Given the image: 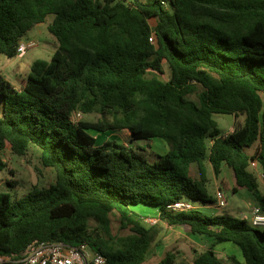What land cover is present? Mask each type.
Here are the masks:
<instances>
[{
  "label": "trees",
  "instance_id": "16d2710c",
  "mask_svg": "<svg viewBox=\"0 0 264 264\" xmlns=\"http://www.w3.org/2000/svg\"><path fill=\"white\" fill-rule=\"evenodd\" d=\"M50 15L58 42L51 60H36L21 88L0 78V150L23 156L39 148L56 180L20 199L0 192V256L52 241L88 244L106 264H144L160 229L132 209L144 204L171 227L214 238L193 264H224L216 252L223 243L242 253L229 255L231 264H264V228L168 209L182 200L216 203L208 162L220 190L250 192L264 214L250 169L258 160L264 172V0H0V55L16 57ZM164 64L169 80L160 77ZM76 112L103 120L74 122ZM215 115H233L234 131L222 133ZM113 130L171 149L151 160L143 148L100 145L91 134ZM176 259L172 249L156 264Z\"/></svg>",
  "mask_w": 264,
  "mask_h": 264
},
{
  "label": "rangeland",
  "instance_id": "374dc122",
  "mask_svg": "<svg viewBox=\"0 0 264 264\" xmlns=\"http://www.w3.org/2000/svg\"><path fill=\"white\" fill-rule=\"evenodd\" d=\"M54 16L50 15L47 21L43 24L36 25L26 36V40H34L38 43V47L28 50L25 54H18L17 58L22 56V60L18 59L22 65V72L26 71L28 65L32 61L38 59L49 60L51 55L55 52V48L48 43H53L57 48L56 38L49 32L48 25L53 21ZM154 22V21H152ZM0 58L4 60H12L4 55H0ZM164 74L160 77L164 80H169L170 70L166 64L163 67ZM12 76L17 81L14 74H10V81ZM7 82V81H6ZM14 82V81H13ZM12 82V83H13ZM9 83V82H8ZM15 85V84H14ZM264 97V96H263ZM215 119L219 124V128L224 133L231 129L228 117L226 115H215ZM82 120L87 121H100L103 117L99 113H92L83 116ZM91 134L97 139L98 144H103L108 141H115L120 144L129 145L132 148H143L146 150V154L151 160L155 159L157 155H163L167 153L171 146L162 139L152 140H131L128 130H113L106 133H99L91 131ZM249 152L253 153L254 148ZM0 159L7 164V168L0 170V192L10 193L14 199H20L28 194L34 188H48L55 183L56 172L53 168L45 167L41 162V154L39 148L32 146L26 155H17L10 148L0 150ZM207 171L210 178L208 184V190L210 197H215L217 188V181L214 175V171L211 165L207 162ZM11 170L13 173H11ZM260 183V189L264 192V178H258ZM242 194L246 198H253L251 193L243 191ZM228 206L226 208H218L214 204L204 205L202 203H194L199 210L208 216H220V215H234L240 217L243 213H250L251 208L247 199L243 198L240 194H233L231 191L227 192ZM212 205V207H208ZM132 209L143 216V223L146 227L152 226L151 222L146 218L156 219L159 218V208L152 205H135ZM116 222L117 217L113 216ZM160 229L156 232V236L152 243L151 256L144 264H156L162 259L168 250L175 249L177 259L175 264H193V258L195 251H204L205 247H209L214 242V238L204 235H189L187 231H182L183 234L177 233L175 228H171L167 223L159 221L157 223ZM220 246L219 257L224 264H231L228 261V256L235 254L242 259V253L235 244L223 243L218 244ZM221 246H225L226 250L222 251ZM228 246L237 248L236 252L230 250ZM235 250V249H234ZM227 251V252H226Z\"/></svg>",
  "mask_w": 264,
  "mask_h": 264
},
{
  "label": "built area",
  "instance_id": "2783aa9c",
  "mask_svg": "<svg viewBox=\"0 0 264 264\" xmlns=\"http://www.w3.org/2000/svg\"><path fill=\"white\" fill-rule=\"evenodd\" d=\"M166 5V2H163ZM153 41V38H151ZM38 47V43L34 40L24 39L17 51L18 54H25L28 50ZM83 115L80 112L73 114V121L79 122ZM250 169L257 178H264L262 166L258 160L250 162ZM218 208H226L228 206V198L223 190L218 189L215 195ZM195 204L188 200L176 202L168 206L171 211L188 212L196 209ZM242 218L251 222L254 227L264 228V214L255 206L250 213H245ZM152 225L157 224L160 220L147 219ZM105 255L94 251L88 244L80 246H72L63 242L52 241H35L27 246L25 251L18 258L9 256H0V264H106Z\"/></svg>",
  "mask_w": 264,
  "mask_h": 264
},
{
  "label": "crops",
  "instance_id": "0c3cea01",
  "mask_svg": "<svg viewBox=\"0 0 264 264\" xmlns=\"http://www.w3.org/2000/svg\"><path fill=\"white\" fill-rule=\"evenodd\" d=\"M48 44L49 45H52L56 49V45L55 44H53L51 42L48 43ZM53 54L51 55V58H52ZM51 58L49 60H51ZM18 59L22 60V56L20 58H17V56H16V57L12 58V60H10V61H8V60L6 61V60L0 58V78H3L5 81L9 82L11 85H13V86H15L17 88H21L24 85V83L27 80V78L29 77V74L31 72V66H32V64L35 61L34 62L32 61V63H30L28 65L26 71H24V73H23L22 72V70H23L22 65H21V63H19ZM10 74H14L16 77H19V78H17V81L14 79L13 76H12V79L10 81ZM226 116L228 117L229 123L231 124V129L225 131L224 134H229V133H232L234 131L236 118L233 115H226ZM218 126H219V124H218ZM249 153H251V152H249ZM221 176H222V178H225L227 180V182L229 183L230 186H232L234 180H233L232 172H231V170L229 168L224 167ZM216 181H217V188L220 189V187H219L220 186L219 185V181H218L217 178H216ZM224 192L227 195V192H229V191H225L224 190ZM237 194H240V195H242L243 198L247 199L251 210H252L253 207L257 206L253 198H251V199L250 198H246V196H244L242 194V192H239ZM208 207H212V205H209ZM243 214H245V213H243ZM242 215L239 218H242ZM232 216H234V215H232ZM235 217H237V216H235ZM146 219H149V218L147 217ZM171 228H175L177 230V233H179V234H183V232H182L183 230L186 231L185 228H183V227H171ZM189 235H192V234L189 233ZM221 247H222L221 248L222 251H225L226 250L225 246H221ZM205 248L208 249L209 247H205ZM218 248L220 249V246L216 247V252L219 255L220 251H219ZM228 248L230 250L235 251V252L237 251L236 250L237 248H235V247L228 246ZM206 249H204V250H206ZM199 252H202V251L199 250ZM239 259L241 260V258H239Z\"/></svg>",
  "mask_w": 264,
  "mask_h": 264
}]
</instances>
